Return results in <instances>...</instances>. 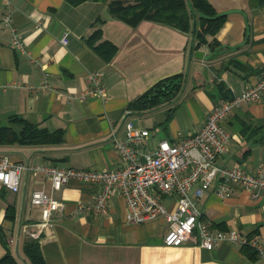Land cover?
<instances>
[{
    "label": "crops",
    "instance_id": "0c3cea01",
    "mask_svg": "<svg viewBox=\"0 0 264 264\" xmlns=\"http://www.w3.org/2000/svg\"><path fill=\"white\" fill-rule=\"evenodd\" d=\"M210 1L227 14L217 39L234 47L211 60L194 54L196 49L210 53L207 45L194 48L191 54L193 33L151 19L131 24L112 15L110 0L79 4L0 0V120L18 114L51 130L65 131L61 144H5L0 145V155L26 165L115 168L123 160L113 136H125L126 117L150 129L142 144L146 149H154L162 139L179 141L202 128L215 104L255 84L264 73V4L258 0ZM8 12L9 24L4 19ZM97 28L102 30L101 39L117 45L111 59H105L87 40ZM13 29L24 49L11 46ZM65 31L69 32L66 44L60 39ZM92 70L102 72L107 97L74 96L91 84L88 73ZM181 72L185 82L176 97L152 109L129 108L132 100L158 80ZM43 83L50 88L35 91L29 87ZM225 125L231 139L217 162L247 170L264 164V94L242 103L226 117ZM216 183L197 199L201 218L214 229L236 228L264 241V193L255 196L234 183L232 192L222 197L214 190ZM39 189L65 201L39 238L49 264H261L242 245L227 240L212 249L192 240L166 245L165 218L128 221L126 202L119 193L110 198L106 215L77 212V204L92 199L97 186L72 179L53 189L49 177L27 168L21 173L18 191L0 182V226L22 264H30L23 245L42 220L43 206L31 200ZM10 205L16 209L14 219L6 217ZM6 250L0 237V257Z\"/></svg>",
    "mask_w": 264,
    "mask_h": 264
},
{
    "label": "built area",
    "instance_id": "2783aa9c",
    "mask_svg": "<svg viewBox=\"0 0 264 264\" xmlns=\"http://www.w3.org/2000/svg\"><path fill=\"white\" fill-rule=\"evenodd\" d=\"M4 19L10 23L11 14ZM11 46L24 49L25 44L19 33L13 29ZM68 31L61 36V42H68ZM102 72L88 73L90 85L77 96L87 99L91 96L107 97L102 82ZM35 91L48 90L50 85H29ZM264 94V73L253 85L238 94L214 105L207 115L204 125L179 141L162 139L154 149H146L142 144L150 135L147 127H138L131 119H124L125 136H113V143L123 163L118 168H75L38 163L26 165L8 155H0V182L12 191H18L21 173L27 168L42 173L51 179L53 189L72 179L83 181L99 189L92 199L80 201L77 212H90L95 216L109 212L112 195L119 193L126 202L127 220L141 223L162 216L168 222L164 235L166 245H180L189 240L212 249L220 241H230L249 245L255 249L261 264H264V241L257 235H249L236 228L214 229L209 221L201 218L197 199L214 187L222 197L228 196L233 184L238 183L253 191L255 196L264 193V164L254 170L241 166H223L217 159L228 148L231 133L225 125L226 117L242 103L259 99ZM172 198L168 201L167 198ZM35 204L43 206L42 220L36 224L30 236L40 238L42 228L52 225L54 212L65 207V201L57 199L42 189L35 190L31 198Z\"/></svg>",
    "mask_w": 264,
    "mask_h": 264
},
{
    "label": "trees",
    "instance_id": "16d2710c",
    "mask_svg": "<svg viewBox=\"0 0 264 264\" xmlns=\"http://www.w3.org/2000/svg\"><path fill=\"white\" fill-rule=\"evenodd\" d=\"M79 4L85 0H67ZM264 4V0H258ZM109 10L112 15L120 17L131 24H137L143 19L174 26L182 31L191 32L194 36V48L203 45L211 50L222 44L216 33L223 25L227 14L220 13L210 0H110ZM209 37H211L209 39ZM102 38L101 28L95 29L88 37V42L105 58L111 59L117 51V45ZM223 47H227L222 45ZM185 82V73H175L154 83L146 91L132 100L129 108L132 110L152 109L164 101L178 95ZM221 89L224 90L221 87ZM230 98V97H228ZM63 128L51 130L39 124L32 123L25 117L12 114L7 120H0V145H47L61 144L65 140ZM16 209L12 205L7 208L6 217L14 219ZM0 237L6 245V252L0 257V264H22L19 258L8 247L7 237L0 226ZM245 252L253 258L257 257L255 249L242 245ZM25 255L30 264H49L45 259L39 238L29 237L23 245Z\"/></svg>",
    "mask_w": 264,
    "mask_h": 264
},
{
    "label": "water",
    "instance_id": "95a60500",
    "mask_svg": "<svg viewBox=\"0 0 264 264\" xmlns=\"http://www.w3.org/2000/svg\"><path fill=\"white\" fill-rule=\"evenodd\" d=\"M224 13V12H223ZM227 47H223L222 45L217 47L216 49L214 50H211L210 49V53L206 54L205 51L201 50V49H196L194 51V54L197 56V57H200V58H207V59H214L215 57H217L220 53H222L224 51V49H232L234 48L233 46H229V45H225ZM193 50L191 48V54H192ZM28 165H29V162H27Z\"/></svg>",
    "mask_w": 264,
    "mask_h": 264
},
{
    "label": "bare ground",
    "instance_id": "6f19581e",
    "mask_svg": "<svg viewBox=\"0 0 264 264\" xmlns=\"http://www.w3.org/2000/svg\"><path fill=\"white\" fill-rule=\"evenodd\" d=\"M89 72H90V71H89ZM80 92H81V91H80ZM80 92H79V93H80ZM79 93H78V94H79ZM78 94H77V95H78ZM126 119H128V117H126ZM8 156H9V155H8ZM120 166H121V164H120L118 167H120ZM118 167H115V168H118ZM75 168H79V167H75ZM78 181H79V180H78ZM82 182H83V181H82ZM26 264H28V263H26Z\"/></svg>",
    "mask_w": 264,
    "mask_h": 264
}]
</instances>
